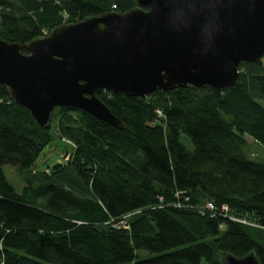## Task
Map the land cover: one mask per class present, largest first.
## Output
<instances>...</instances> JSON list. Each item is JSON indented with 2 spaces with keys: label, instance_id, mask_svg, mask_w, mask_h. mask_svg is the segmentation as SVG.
Instances as JSON below:
<instances>
[{
  "label": "trees",
  "instance_id": "obj_1",
  "mask_svg": "<svg viewBox=\"0 0 264 264\" xmlns=\"http://www.w3.org/2000/svg\"><path fill=\"white\" fill-rule=\"evenodd\" d=\"M133 6L0 0V38L27 53V41L56 25ZM98 97L124 129L73 107H55L40 126L0 84V264H224L223 254L250 252L264 264V161L250 156L244 138L264 147V54L240 62L223 92L188 85ZM56 137L74 144L69 156L37 169ZM4 165L23 180L20 191Z\"/></svg>",
  "mask_w": 264,
  "mask_h": 264
},
{
  "label": "water",
  "instance_id": "obj_2",
  "mask_svg": "<svg viewBox=\"0 0 264 264\" xmlns=\"http://www.w3.org/2000/svg\"><path fill=\"white\" fill-rule=\"evenodd\" d=\"M24 48L0 38V84L40 126L55 107H73L122 130L99 91L144 98L209 85L223 92L240 62L263 57L264 0H134L124 12L56 25ZM222 261L259 264L252 252Z\"/></svg>",
  "mask_w": 264,
  "mask_h": 264
},
{
  "label": "rangeland",
  "instance_id": "obj_3",
  "mask_svg": "<svg viewBox=\"0 0 264 264\" xmlns=\"http://www.w3.org/2000/svg\"><path fill=\"white\" fill-rule=\"evenodd\" d=\"M47 33V32H46ZM258 101L264 106V98L258 99ZM244 138L249 143V154L251 157L259 158V160L264 161V147L255 142L249 135L245 134ZM180 140L186 144L188 148L191 145L188 143L187 138L181 134ZM70 150V146L66 144L63 140L59 138H54L52 143H50L46 148H44L39 154L36 160V168L41 170L46 167L52 166L57 162L64 160L65 151ZM4 174L7 180L13 185L15 190L20 191L23 186V180L16 172V170L9 165L3 166ZM240 222L245 220L241 219ZM246 222V221H245ZM252 225L251 222H248ZM200 264H207L205 260H201Z\"/></svg>",
  "mask_w": 264,
  "mask_h": 264
},
{
  "label": "built area",
  "instance_id": "obj_4",
  "mask_svg": "<svg viewBox=\"0 0 264 264\" xmlns=\"http://www.w3.org/2000/svg\"><path fill=\"white\" fill-rule=\"evenodd\" d=\"M68 142V144H69V146H71V147H73L74 146V144L71 142V141H67ZM69 155H68V153L65 155V157H64V159H66L67 157H68ZM205 208L206 209H208V210H210V212H215V210H217L216 209V207L211 203V202H207L206 204H205ZM220 210L222 211V212H224V213H227V211H228V208H227V206L225 205V204H222L221 206H220ZM226 216H228V214H225ZM228 217H230L232 220H240V219H237V218H235V217H233V216H228ZM245 222V221H244ZM121 225L124 227V228H127L128 229V225H127V223H126V221L125 220H122L121 221Z\"/></svg>",
  "mask_w": 264,
  "mask_h": 264
}]
</instances>
